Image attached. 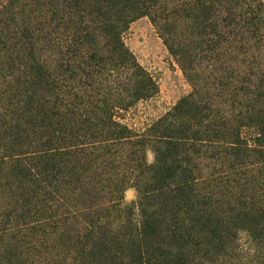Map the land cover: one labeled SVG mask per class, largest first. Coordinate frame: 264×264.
Instances as JSON below:
<instances>
[{
  "label": "trees",
  "instance_id": "trees-1",
  "mask_svg": "<svg viewBox=\"0 0 264 264\" xmlns=\"http://www.w3.org/2000/svg\"><path fill=\"white\" fill-rule=\"evenodd\" d=\"M145 15L192 91L140 132L119 115L157 87L122 37ZM233 45L251 58L239 75ZM0 53L1 186L19 208L0 225V264L39 246L75 264H223L247 257L243 236L264 248V2L0 0ZM211 88L242 102L220 108ZM126 187L152 211L135 214Z\"/></svg>",
  "mask_w": 264,
  "mask_h": 264
},
{
  "label": "rangeland",
  "instance_id": "rangeland-1",
  "mask_svg": "<svg viewBox=\"0 0 264 264\" xmlns=\"http://www.w3.org/2000/svg\"><path fill=\"white\" fill-rule=\"evenodd\" d=\"M261 1L264 2V0ZM3 2L4 0H2V3ZM122 39L126 48L132 53L138 64L150 75L157 87L156 94L151 98L137 102L127 112H121L119 115L121 123L135 131L143 132L154 121L170 112L182 98L189 95L192 91V86L183 73L178 58L168 51L157 26L152 22L149 16H141L131 22L128 30L123 34ZM236 51L237 49H235V45H233L228 60L231 58L229 65L235 74L239 75L241 74V71L246 70V67L244 66H247L246 64L251 61V58L250 55L245 58L244 55L237 53ZM254 53L255 52H251V54ZM202 66H205V64ZM199 71L200 73L202 71L205 72V77H210L208 82L213 84L210 76V74H212L210 69L204 70V67H202ZM2 74L3 73L0 72V93H2L0 94L1 125H3V115H10L6 108L10 95L9 92H7L6 87L8 79ZM208 91L209 94L205 95L208 98H211L213 102L220 104L219 107L223 109L229 108L228 106L231 104L229 100L233 96H236L234 99H237V102H242L241 99L243 94H240L241 92L238 94H228L226 91L219 89L215 90V88H211ZM237 102L233 104V107H237ZM8 118H5L4 121H8L10 119ZM1 154L2 151H0V155ZM146 160L148 163L153 161V153L150 145L147 146ZM4 169L5 167H0V225L7 221L5 218L7 214H11L9 221L13 222L14 216L19 210V208H17V196L13 195V198L9 199L7 193L4 192V188L1 186L4 184V180L2 179V175L5 173ZM20 191L21 190L19 189L18 192ZM138 198V192L135 188L126 187L124 189L123 202L128 206L132 205L135 209V214H138L140 210L150 213L152 209H149L146 202ZM159 202L161 201L158 199L154 200V209L157 210V208H159ZM138 203H141L142 205H138ZM167 204L168 203H166V205ZM15 207L17 208L16 210ZM72 228H74V226ZM48 235L49 233L47 232L46 238L53 239V242L56 243V238L52 235V237ZM35 238L40 239L38 236H34V239ZM6 243L7 239H3L0 242V253L1 250L5 248ZM240 243L244 244L243 248L245 249L247 257H243L240 260L224 259L223 264H237L239 261L241 262L240 264H255L257 260L255 259V256L257 253L260 257H264V248L255 249L254 244L250 242L247 237L243 236ZM22 246L19 248L20 251ZM43 248L44 246H39L35 250L38 253L29 252L21 255V257L27 261V264H75L74 255L72 253H68L64 249H56L55 246L54 250H50L49 253L43 254Z\"/></svg>",
  "mask_w": 264,
  "mask_h": 264
}]
</instances>
